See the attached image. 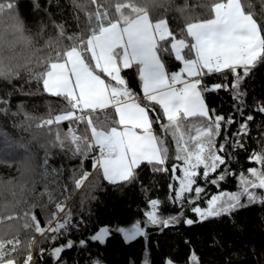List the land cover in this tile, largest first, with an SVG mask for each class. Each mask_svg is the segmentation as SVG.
Returning <instances> with one entry per match:
<instances>
[{
    "label": "snow or ice",
    "instance_id": "1",
    "mask_svg": "<svg viewBox=\"0 0 264 264\" xmlns=\"http://www.w3.org/2000/svg\"><path fill=\"white\" fill-rule=\"evenodd\" d=\"M87 2L96 7L87 12V27L82 34L68 37L72 43L65 46L61 26L54 55L37 60L38 64L42 61L43 71L36 74L35 79L42 83L43 93L62 98L66 104L59 114L49 113L47 118H42L37 127H46L50 132L55 128L54 146L71 152L73 157H91L93 169L102 173L103 179L111 185L132 183L143 165L150 166L153 173L170 171L169 201L181 209L185 203L195 205L191 211L197 221L185 219L187 225L231 215L247 206L241 203L244 197L248 204H264V195L258 194V190H264V149L254 150L249 155V162L256 166L236 177L238 191L212 194L204 208L197 203L202 196H207L206 188L200 186L198 180L218 188L229 174L226 146L230 138L225 126L235 123L232 117L216 115L204 99V93L227 90L229 85L215 84L209 88L204 85V77L231 73L233 98L239 101L243 95L242 82L264 63V23L255 18L249 0H208L202 5L207 18L185 15L186 27L179 35L170 30L166 19L155 22L150 19L149 8L164 6L170 0ZM13 8L11 0L0 2V14L13 13ZM178 10L185 11L184 8ZM12 19L11 31L0 33V73L10 71L12 57L20 54L16 51L18 45L25 50L32 45V40L24 35V25L18 16L14 14ZM169 48L172 58L180 64L178 71L166 70L161 53H167ZM133 68L138 71L142 97L129 88L122 75L124 70ZM258 111L264 113V104L258 106ZM26 119L32 117L26 116ZM252 119L248 116L233 136L248 135L247 121ZM64 122H68L66 132L59 128ZM79 124L84 125L83 131L76 127ZM157 124L164 136L154 132ZM222 132L224 142L218 143ZM166 136H171L175 146V163L170 170ZM233 147L243 148L242 139L233 141ZM43 164L46 167L48 160ZM222 166L224 171L209 179ZM19 170V179L0 181V196L5 192L12 196L9 204L0 207V264H20L21 252L26 253L23 264H35L32 249L36 240L20 239L18 225L21 221L24 229L52 241L74 226L67 197L59 199L48 189L46 181L50 174L47 171L40 174L45 181V191L40 196H48V204L43 205L46 223L42 226L32 213L35 204L20 214V206L26 203V195L34 193L38 181L30 163ZM52 171L56 173L55 169ZM88 176L87 171L80 178L74 173L75 187L81 188ZM147 204L143 222L138 220L128 227L115 229L102 226L89 239L103 245L115 231L128 244L146 237L148 226L167 228L178 222L179 216L161 217L158 199H151ZM79 244L84 247L86 241L80 240ZM72 247L73 241L67 240L53 248L50 255L59 264L62 253ZM44 251L40 249L41 254ZM190 261L197 264L195 254ZM91 264H101V261L93 260ZM165 264L173 262L169 259Z\"/></svg>",
    "mask_w": 264,
    "mask_h": 264
},
{
    "label": "trees",
    "instance_id": "2",
    "mask_svg": "<svg viewBox=\"0 0 264 264\" xmlns=\"http://www.w3.org/2000/svg\"><path fill=\"white\" fill-rule=\"evenodd\" d=\"M7 3L9 0H0ZM16 14L24 25V35L32 40L28 50L17 46L16 51L31 60L29 67L31 74H21L10 83L0 81V181L19 179V170L25 163H30L36 170L37 183L34 193L25 197L26 203L20 206L23 210L31 208L43 226L46 223V211L43 205L48 204V196H40L45 191V181L40 174L47 171L48 189L54 191L57 198L67 197V205L72 211L73 227L58 236L55 241L39 238L36 244L35 259L38 264H56L50 255L53 248L72 240L74 247L66 249L59 258V264H91L93 260H100L101 264H165L171 260L173 264H191L190 257L195 254L197 264H264V204L256 202L248 204L247 198L241 200L247 206L234 211L231 215L211 218L192 225L184 223L185 219L197 221L191 207L185 203L183 209L169 201V184L171 172L153 173L150 166L143 165L137 170V178L130 184L121 183L111 185L103 179L102 173L93 169L92 159L82 156L73 157L71 152L54 146L55 128L50 132L46 127H37L42 118L49 113L59 114L66 104L62 98L51 97L43 93L42 83L35 79V75L43 71V64L38 59L54 55L55 42L61 34L62 43L71 45L70 36H79L87 27L88 11H94L95 5L87 0H11ZM208 0H170L164 6L149 8L150 19L155 22L166 19L171 31L179 35L185 29V15L207 18L203 4ZM251 11L255 13L258 22L264 23V0H249ZM80 5H84L82 9ZM184 8V13L178 9ZM13 19H0V33L10 32ZM11 38V37H10ZM51 42V45H50ZM169 72L178 71L180 64L172 58L169 48L167 53H161ZM129 88L142 97L141 81L138 71L124 70ZM204 85L211 87L215 84H227L229 88L204 93V99L209 109L216 115L225 118L232 117L235 123L226 125L230 138L227 144V169L229 174L220 182L219 187L205 184L198 180V184L206 188L207 196L197 201L199 206L206 203V199L219 192H236L239 190L237 176L241 172L247 174V169L256 165L249 162V155L255 150L264 149V113L258 111V106L264 104V63H260L250 76L240 86L243 93L240 100H235L230 85L233 82L231 73L213 74L204 77ZM7 101V103H5ZM242 101V102H241ZM239 106V110L238 107ZM159 111V109H157ZM26 116L32 119H26ZM247 121L248 135L238 138L233 136ZM102 118V117H101ZM80 131L84 125H76ZM62 132L68 129V122L59 125ZM154 132L164 136L160 126L154 125ZM242 139L243 148L233 147V141ZM169 148V170L175 163V146L171 136L165 137ZM224 142V133L218 137V143ZM48 160L45 167L43 162ZM83 161V162H82ZM53 169L56 173H53ZM84 171L89 173L85 183L77 189L73 174L80 178ZM224 171V166L212 174L209 179ZM54 180V182H53ZM31 187V185H29ZM264 195V190H258ZM151 199L161 201L158 209L163 218L179 216L178 222L164 228L148 226L147 236L138 238L131 243H124L118 232H113L103 245L93 242L89 237L100 227L108 226L112 229L128 227L135 221L143 222V211L147 209V202ZM10 192L0 196V207L11 202ZM52 207V206H50ZM15 223V222H13ZM23 221L18 225L20 239L27 241L36 236L33 230L24 229ZM80 240L86 245L81 247ZM45 251L41 254L40 249ZM25 252H21L18 259L23 262Z\"/></svg>",
    "mask_w": 264,
    "mask_h": 264
},
{
    "label": "clouds",
    "instance_id": "3",
    "mask_svg": "<svg viewBox=\"0 0 264 264\" xmlns=\"http://www.w3.org/2000/svg\"><path fill=\"white\" fill-rule=\"evenodd\" d=\"M14 13L5 11L0 14V19H6L8 17H13ZM20 22L22 23L21 19L18 17ZM5 55H9L5 53ZM11 69L10 71H5L0 73V81H6L10 83L13 79L18 78L22 73L23 74H31V68L29 67V60L22 54H18L13 56L11 59Z\"/></svg>",
    "mask_w": 264,
    "mask_h": 264
},
{
    "label": "rangeland",
    "instance_id": "4",
    "mask_svg": "<svg viewBox=\"0 0 264 264\" xmlns=\"http://www.w3.org/2000/svg\"><path fill=\"white\" fill-rule=\"evenodd\" d=\"M207 205H206V203L203 205V206H200V207H202V208H204V207H206ZM197 217V216H196ZM189 219V218H188ZM35 239L36 240V244H37V241H38V239L40 238V235L39 234H37L36 236H34V237H32L31 239ZM32 252H34V253H36V245L33 247V249H32ZM36 255V254H35ZM23 263V262H22Z\"/></svg>",
    "mask_w": 264,
    "mask_h": 264
},
{
    "label": "built area",
    "instance_id": "5",
    "mask_svg": "<svg viewBox=\"0 0 264 264\" xmlns=\"http://www.w3.org/2000/svg\"><path fill=\"white\" fill-rule=\"evenodd\" d=\"M32 254H33V259H34L35 264H38V263L36 262V259H35V253L32 252Z\"/></svg>",
    "mask_w": 264,
    "mask_h": 264
},
{
    "label": "crops",
    "instance_id": "6",
    "mask_svg": "<svg viewBox=\"0 0 264 264\" xmlns=\"http://www.w3.org/2000/svg\"><path fill=\"white\" fill-rule=\"evenodd\" d=\"M143 95V94H142Z\"/></svg>",
    "mask_w": 264,
    "mask_h": 264
}]
</instances>
